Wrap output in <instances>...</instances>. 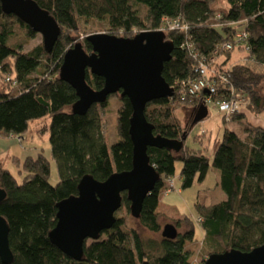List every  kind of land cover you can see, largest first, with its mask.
I'll list each match as a JSON object with an SVG mask.
<instances>
[{
	"label": "trees",
	"instance_id": "trees-1",
	"mask_svg": "<svg viewBox=\"0 0 264 264\" xmlns=\"http://www.w3.org/2000/svg\"><path fill=\"white\" fill-rule=\"evenodd\" d=\"M34 1L55 18L61 34L50 53L43 44L23 51L24 43L15 42V27L30 35L35 32L17 16L5 13L0 2V135L23 137L31 123L47 118L51 155L60 179L56 185L49 182L51 162L42 153L26 157L23 163L16 161L24 173L21 183L0 163V191L4 195L0 215L10 228L13 256L10 263L0 257V264H204L211 254L231 249L249 252L264 245L263 127H246L244 137L226 128L212 161L205 153L207 147L192 151L184 145L180 152L148 148L150 163L162 179L145 198L140 218H133L134 226L128 224L130 202L123 193L116 223L98 239L86 241L81 261L67 256L49 237L57 224V204L78 194V185L85 175L105 181L114 172L130 171L133 163L129 134L133 108L127 97L120 95L117 117L120 138L111 148L105 140L99 111V106L105 107L107 102L93 105L85 115L72 112L78 96L60 78V68L65 53L77 43H82L88 52L92 50L86 38L80 42L71 35L79 30L80 22H99L102 28L95 33L124 38L165 28L166 40L174 44V50L171 60L165 63L163 77L175 94L149 103L145 115L154 126L155 135L180 140L184 134L188 137L194 127V110L207 97L205 90L191 93V83L199 77L197 65L203 58L211 69L226 76L217 97H232V87L248 101L242 108L253 109L256 114L264 112V96L258 92L264 71L255 66L264 67V0ZM173 20L187 25L188 30L168 29L166 22ZM240 33L246 34L242 43L236 42ZM227 44L232 49L224 48ZM191 48L198 59L193 57ZM236 48L245 51V60L250 59L254 65L231 63ZM222 55L225 60L221 62ZM87 81L96 90L104 86L103 77L89 72ZM178 107L191 112L186 128L174 115ZM242 108L233 120L243 118ZM178 162L182 164L183 190L203 182L213 167L220 173L217 185L225 194L217 203L195 204L197 221L204 231L203 258L199 263L191 262V253L186 248L188 242L196 239L194 221L187 216L176 220L179 235L171 240L162 236L161 217L156 212L164 180L175 177ZM124 210L125 216L118 214ZM139 227L153 236L142 235Z\"/></svg>",
	"mask_w": 264,
	"mask_h": 264
},
{
	"label": "water",
	"instance_id": "water-1",
	"mask_svg": "<svg viewBox=\"0 0 264 264\" xmlns=\"http://www.w3.org/2000/svg\"><path fill=\"white\" fill-rule=\"evenodd\" d=\"M7 14L17 16L32 31L43 37L45 50L50 53L56 44L61 28L55 18L34 0H0ZM92 50L88 52L82 43H77L64 55L60 78L76 91L78 101L72 112L85 115L95 104L101 105L119 93L132 105L129 134L133 143L132 169L114 172L107 180L98 181L85 175L78 194L57 204V224L50 232L51 242L70 258L81 261L87 240H96L116 223L117 212L122 207L123 193L130 202L134 219H139L145 198L162 179L150 163L148 148L180 152L187 135L172 140L155 135L154 126L147 120L145 111L149 103L162 98H171L175 90L163 77L165 63L169 62L174 44L166 40L163 31H143L133 38L117 37L107 33H93L86 37ZM88 72L103 77L104 86L94 89L87 81ZM209 115L206 105L194 110L193 126ZM0 191V200L3 197ZM9 225L0 215V257L10 263L13 259L9 244ZM178 228L166 224L162 236L176 239ZM204 264H264V245L249 252L238 249L211 254Z\"/></svg>",
	"mask_w": 264,
	"mask_h": 264
},
{
	"label": "rangeland",
	"instance_id": "rangeland-1",
	"mask_svg": "<svg viewBox=\"0 0 264 264\" xmlns=\"http://www.w3.org/2000/svg\"><path fill=\"white\" fill-rule=\"evenodd\" d=\"M224 6V2H221ZM80 28L77 32L72 33V37H75L80 42H84L87 35L95 33L96 30L101 29L102 25L96 21H90L87 24L85 22H80ZM17 33L15 42L24 43L23 51H31L38 45L43 44V37L39 33H34L33 35L28 34L21 27H15ZM246 52L236 48L232 54V61L240 62L246 65H254V63L249 59L245 60L244 56ZM225 56L222 55L219 61H224ZM259 70L264 71V67L255 65ZM1 83V82H0ZM0 90H2L0 85ZM258 92L261 96H264V81L260 85ZM121 107L120 94L112 95L105 107L99 106V111L101 113L103 121V130L105 135L106 143L109 148L119 141V133L117 128V117L118 112ZM244 116L242 119H236L227 121L224 120V115L218 112L212 106L209 107L208 117L195 125L190 131L186 141L185 146L192 151H198L200 149L204 150L207 147L205 153L213 159L215 151L218 145L223 139V134L226 128L239 133L240 136H245L244 129L246 127H263L264 128V112L256 114L253 109L242 108ZM175 117L179 120L182 128H186L191 119V112L183 107H178L175 110ZM50 123V122H49ZM205 128L207 130L203 137H199V131ZM43 153L51 160V173L49 177V182L52 185H56L59 182L60 176L57 166L51 155V144L49 140L48 132V119H42L31 123L29 127V132L23 137H5L0 135V163L8 169L11 174L17 179L19 183L23 181L24 173H21L22 166L18 165L16 161L20 160L21 163L29 155L36 157L39 153ZM182 164L177 163V171L175 177L172 181L174 188L169 190V184L167 179H165V188L162 191V201L159 202L156 212L160 213L162 228L166 224H175L176 220L184 219L186 216L194 221L196 230V239L194 242H188L186 245L187 250L191 253V262L199 263L201 258H203V250L201 242L204 239V231L200 223L197 221V213L195 209V204L197 202H204L205 205L214 204L225 197V194L221 188L217 185L220 177V173L215 168L211 167L206 179L203 182H196L193 187L188 189L181 188L180 180V169ZM170 180V179H169ZM224 197V198H223ZM168 205L164 206V205ZM120 215H126V211L118 213ZM129 225H135L133 217L129 214L126 216ZM140 233L144 236L151 237V234L146 229L140 228Z\"/></svg>",
	"mask_w": 264,
	"mask_h": 264
},
{
	"label": "built area",
	"instance_id": "built-area-1",
	"mask_svg": "<svg viewBox=\"0 0 264 264\" xmlns=\"http://www.w3.org/2000/svg\"><path fill=\"white\" fill-rule=\"evenodd\" d=\"M167 28L170 30H180V31H187L188 27L185 24H181L179 20H173V21H167ZM165 28H163L160 31H163ZM246 39V34L240 33L237 38L236 42L242 43ZM190 46V45H189ZM224 48L230 50L232 49L231 44H227L224 46ZM193 57L198 59V54L192 50ZM211 62H214V59L211 60ZM209 63L206 61V59L199 60V63L197 65L196 72L199 74V77L194 80L191 83V93L192 94H198L202 91L207 92V97L204 100V105H206L209 109L210 106L212 108H215L218 112L223 113L224 120L231 121L233 116L241 110V108L245 105H247L248 101L245 96L242 94L235 92L232 87H230V91H232L231 95L232 97L224 99L217 97L219 93V86L221 84H224L226 82V76L222 73L217 72L214 69H211ZM207 130L205 128H202L199 131L198 136L203 137L204 134H206ZM169 187L168 189L171 190L174 188L172 179L167 180ZM200 220V219H199Z\"/></svg>",
	"mask_w": 264,
	"mask_h": 264
},
{
	"label": "crops",
	"instance_id": "crops-1",
	"mask_svg": "<svg viewBox=\"0 0 264 264\" xmlns=\"http://www.w3.org/2000/svg\"><path fill=\"white\" fill-rule=\"evenodd\" d=\"M40 153H41V152H40ZM40 153H39V154H40ZM42 154H43V153H42ZM29 156H30V155H29ZM37 156H38V155H37ZM37 156H36V157H37ZM46 157H47V156H46ZM47 158H48V157H47ZM48 159H49V158H48ZM49 160H50V159H49ZM50 162H51V160H50ZM163 189H164V188H163ZM163 189L161 190V194H160V198H161V199H162V191H163ZM224 197H225V196H224ZM224 197H223V198H224ZM161 199H160V201H162ZM163 205H164V204H163ZM164 206H167V207H168V205H164Z\"/></svg>",
	"mask_w": 264,
	"mask_h": 264
}]
</instances>
